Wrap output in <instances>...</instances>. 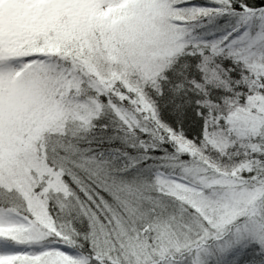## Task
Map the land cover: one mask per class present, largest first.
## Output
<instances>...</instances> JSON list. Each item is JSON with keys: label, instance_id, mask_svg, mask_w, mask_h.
<instances>
[{"label": "snow or ice", "instance_id": "snow-or-ice-1", "mask_svg": "<svg viewBox=\"0 0 264 264\" xmlns=\"http://www.w3.org/2000/svg\"><path fill=\"white\" fill-rule=\"evenodd\" d=\"M0 264H264V0H0Z\"/></svg>", "mask_w": 264, "mask_h": 264}]
</instances>
